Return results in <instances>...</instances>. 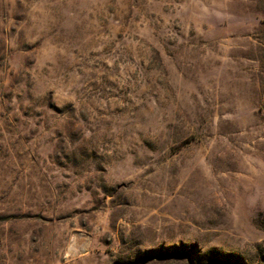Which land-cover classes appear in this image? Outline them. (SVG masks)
I'll return each mask as SVG.
<instances>
[{
	"label": "rangeland",
	"instance_id": "1",
	"mask_svg": "<svg viewBox=\"0 0 264 264\" xmlns=\"http://www.w3.org/2000/svg\"><path fill=\"white\" fill-rule=\"evenodd\" d=\"M0 264H264V0H0Z\"/></svg>",
	"mask_w": 264,
	"mask_h": 264
}]
</instances>
